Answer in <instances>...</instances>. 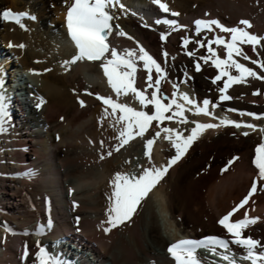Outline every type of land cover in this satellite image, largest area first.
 <instances>
[{"label":"bare ground","instance_id":"obj_1","mask_svg":"<svg viewBox=\"0 0 264 264\" xmlns=\"http://www.w3.org/2000/svg\"><path fill=\"white\" fill-rule=\"evenodd\" d=\"M71 2L0 0V13L10 10L35 17L22 19L25 28L0 19V60H3L0 61V84L5 82L6 72L11 74L13 68L37 73L33 82L36 88L30 87L26 92L27 96L33 93L35 101L32 100V105L25 104L28 117L24 127L14 129L0 117L3 121L0 131V264H36L35 252L28 254L26 261L17 258L20 240L33 245L47 238L56 241L57 237L68 236L70 232L88 245L92 244L91 253L103 264H172L166 249L181 235L195 239L221 235L231 242L230 235L219 225V219L248 193L255 180L258 192L235 214L234 221L243 219L245 212L250 218H258L244 229V235L264 244V181L258 180V170L253 164L255 149L264 143V132L259 130L264 128V119L238 114L264 116V79L247 77L245 82L233 84L224 93L232 99L222 101L220 89L227 77L212 82L219 70L211 61L204 63L202 57L208 55L207 48L198 43L206 44L207 38L219 36V29L213 26V32L203 31L197 36L194 26L196 20L214 19L225 27L244 28L252 35L264 37V0H161L168 6V13L153 0H119L110 9L114 19L110 22L112 35L109 37L114 48L121 52L134 49L139 55L138 46L143 47L166 73L160 94L171 98L176 91L173 85H179L176 100L185 109H191L185 111L188 123L165 120L161 127L176 129L187 137L195 127L194 122L219 124L221 119H227L255 125L256 130L223 125L203 130L187 153L141 201L131 220L107 233L103 229L109 227L104 222L108 218L110 182L114 175L118 172L139 175L143 168H161L174 157L175 149L162 133L151 149L149 162L145 143L159 131L154 121L143 138L137 136L118 152L114 150L120 143L116 137L122 125L112 116L103 118L105 106L96 96L111 97L150 114L154 108L151 105L143 108L131 93L117 97L96 64L65 63L74 55L64 34L67 6ZM172 12L179 15L172 16ZM157 20H173L181 27L173 31L168 25L156 23ZM241 20L248 21L251 27L241 25ZM120 32L126 35L121 36ZM161 34L166 35V40L161 39ZM184 38L191 41L187 47ZM21 44L23 48L19 47ZM242 50L251 60L236 59L264 76V70L251 62L264 63V40L255 51L247 44L242 45ZM225 51L222 46L217 48L220 58H226ZM188 52L195 55L189 56ZM197 63L200 71L195 70ZM137 64L134 86L143 90L147 73L142 61ZM232 74L238 75L234 70ZM18 81L25 87L28 84L23 81V75ZM151 92L149 89V96ZM182 93L201 107L203 100H209L208 110L216 118L193 115L195 108L179 98ZM41 99L44 103L38 107ZM81 100L84 107L79 103ZM212 104L217 107L213 108ZM109 151H112L111 156L107 155ZM44 200L49 203L54 222L46 232L47 237L43 235L46 227L36 226L43 215ZM227 254L234 255L237 264H250L239 259L244 250L235 244L230 243ZM197 255L202 264H227L222 259L213 261L203 253L197 252Z\"/></svg>","mask_w":264,"mask_h":264},{"label":"snow or ice","instance_id":"obj_2","mask_svg":"<svg viewBox=\"0 0 264 264\" xmlns=\"http://www.w3.org/2000/svg\"><path fill=\"white\" fill-rule=\"evenodd\" d=\"M119 0H72L67 6L66 13V27L68 36L73 42L77 52L70 61L65 63L75 64L78 61L87 59L88 61H103L101 64L103 73L107 78L108 84L117 97L122 94L127 96L129 93L133 94L134 97L139 101L143 108H147L151 105L154 108L153 113H149L145 110H136L127 104L118 103L111 97L96 96V99L101 101L104 107L103 118L112 116L115 118L116 123L122 125L119 129V134L116 137L120 141L119 145L115 147V151H119L120 148L127 145L131 140L137 136L143 138L145 133L153 122H157L156 127L159 131H156L153 138L148 139L145 143V155L148 157L151 163V149L156 139L161 137V134H166L164 138L171 142L175 149V155L172 157L168 164L161 167H149L143 168L141 174H127V173H116L110 182L112 192L109 199V208L107 211V220L104 222L109 225L103 230L105 233L111 231L112 228L123 225L127 221H130L132 216L137 211L138 205L143 201L148 194L159 184L163 177L167 174L169 168L177 163L192 146L196 139L203 130L213 129L223 126H233L235 128H252L256 130V126L252 124H242L235 121L221 119L219 124L210 123H199L194 122L195 127L191 130V134L187 137L176 129L169 127H161V124L165 120L174 121L176 123H188V119L185 116V111H191V109H185L183 104L177 102L176 97L178 95L179 85L174 84L173 87L176 89L172 93V97H166L160 94L161 81L166 78V73L159 63L153 57H151L143 47L138 46L139 55L134 49H125L123 53L118 52L115 48H110L107 42L108 36L112 32L111 21L114 19L110 9L118 4ZM153 3L157 4L158 7L165 13L169 12V8L166 4L162 3L161 0H153ZM172 16H178L179 13L172 12ZM23 18L35 19V17L28 16L27 13H13L10 10H4L0 13V19L5 22H14L21 28H25V25L21 23ZM156 23H163L172 28L173 31L179 30L181 27L173 20H157ZM195 33L200 36L203 31L213 32V26L215 29H219L220 33L229 34V38L225 39L224 36L214 35L211 38H207V43L200 41V47H206L208 55L202 57L205 64L212 62V65L219 70V74L212 81L216 83L221 80L222 77H227L223 83V87L220 89V99L230 100L231 96L225 95L229 87L233 84H239L246 81L247 77L255 79H264V76H260L253 69L240 63L236 57H242L244 60H251L250 57L242 50V45H250L253 51L256 50L257 45H261L264 37H258L252 35L244 28L232 27L228 28L222 25L218 20H196ZM240 24L250 28L251 24L246 20H241ZM121 36L126 35L123 32L119 33ZM166 35L161 34V39L166 40ZM131 39V37H129ZM187 38H184V46L190 43ZM216 45L217 48L223 47L226 58H220L217 52V48H213ZM11 46V45H10ZM23 48L24 45H19ZM110 54L111 58H108ZM189 56H194L195 53L188 52ZM167 52L164 56L167 57ZM143 62V68L147 73L146 76V87L143 90L137 89L135 85V74L138 71L137 62ZM252 63L258 64V67L264 70V63L259 61H251ZM153 70L155 71L156 78L153 79ZM196 71L201 70L199 63L195 66ZM232 70L238 75L232 74ZM37 74V73H34ZM186 82V81H185ZM2 87V85H0ZM152 89L150 96L148 90ZM90 94V93H89ZM259 93H254V95ZM179 98L182 99L185 104L192 105L195 111L193 115H205L212 118H216L212 112H210L209 100L205 99L202 101V107L200 103L189 97L188 94H179ZM167 101V103H165ZM44 101L41 99L40 107ZM81 107H84V101H79ZM4 96L0 95V117H3L5 107ZM212 107H217L216 104H212ZM111 109V111H109ZM228 111L236 112L235 109H229ZM119 113V116H117ZM166 113H171L166 115ZM239 115H249L254 119H264V116H259L253 113L238 112ZM3 130V121L0 120V131ZM264 132V128L259 129ZM245 136L247 132L243 133ZM103 147V142H101ZM108 156L112 155V151L107 153ZM104 159V156L100 157ZM238 159V158H234ZM230 161L229 165L234 162ZM253 164L258 170V180L264 181V143H261L255 149V157ZM227 168L225 169V171ZM258 181H254L248 196L237 205L232 212L223 216L219 220V224L227 231L231 237V243L244 249V254L239 257L240 260L248 261L250 264H264V244L261 242L247 237L244 235V229L249 225L257 222L258 218H250L247 212L244 214V218L232 222L231 217L241 208H244L248 204L249 199L253 194L257 192ZM206 249L213 255H218L220 259L227 262V264H237V258L234 255H228L230 251L229 242L217 237H206L201 240H180L169 246L168 252L174 259L175 264H202L197 252L199 249ZM221 249L222 251H217ZM27 249H25L24 255L27 256ZM36 260L38 264H61V262L53 256H50L43 247H39Z\"/></svg>","mask_w":264,"mask_h":264},{"label":"rangeland","instance_id":"obj_3","mask_svg":"<svg viewBox=\"0 0 264 264\" xmlns=\"http://www.w3.org/2000/svg\"><path fill=\"white\" fill-rule=\"evenodd\" d=\"M2 48V46H1V41H0V49ZM34 84V83H33Z\"/></svg>","mask_w":264,"mask_h":264}]
</instances>
